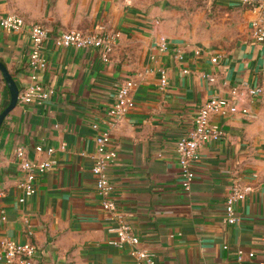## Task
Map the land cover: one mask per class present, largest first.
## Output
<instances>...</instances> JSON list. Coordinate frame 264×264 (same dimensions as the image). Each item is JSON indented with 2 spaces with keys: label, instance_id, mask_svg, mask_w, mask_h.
Here are the masks:
<instances>
[{
  "label": "crops",
  "instance_id": "obj_1",
  "mask_svg": "<svg viewBox=\"0 0 264 264\" xmlns=\"http://www.w3.org/2000/svg\"><path fill=\"white\" fill-rule=\"evenodd\" d=\"M216 4L233 21L231 43L202 42L175 32L159 20L166 16L162 5L0 0V16L16 13L52 35L66 29L93 32L99 26L119 34L108 62L101 61L97 50L56 47L48 41L46 68L33 71L27 32L0 27V62L19 93L33 81L53 90L42 104L17 102L0 126V242L34 244L32 264H136L128 246L110 243L117 237L116 220L95 191L91 166L97 132L91 124L97 123L109 128L116 150L107 170L112 196L157 264H264V100L245 99L240 103L245 113L211 116L222 135L200 145L190 189L180 185L176 141L193 126L201 104L211 96L229 97L230 88L243 82L255 86L264 80V44L251 34L256 12L242 0ZM161 35L168 51L156 47ZM127 78L135 82L134 107L108 126L107 111ZM8 101L0 72V111ZM37 145L52 147V154L37 152ZM18 146L31 162L56 161L37 175L36 192L22 202L23 174L14 160ZM234 179L250 185L252 192L236 205L239 221L228 224L224 203Z\"/></svg>",
  "mask_w": 264,
  "mask_h": 264
},
{
  "label": "built area",
  "instance_id": "obj_2",
  "mask_svg": "<svg viewBox=\"0 0 264 264\" xmlns=\"http://www.w3.org/2000/svg\"><path fill=\"white\" fill-rule=\"evenodd\" d=\"M242 3L250 6L255 12L256 17L251 22L252 37L264 44V1L260 0H242ZM0 27L6 32H27L30 39L29 67L36 71L45 69L47 62L43 56V50L46 42L52 41L54 46L72 49H94L99 53L103 62L110 60V55L114 50L119 34L106 32L103 26H99L93 32H83L75 29H66L57 34H50L46 27L41 24H29L16 13H8L0 16ZM156 47L160 51L170 49L168 40L161 35ZM180 57V55H178ZM216 63L217 56L211 58ZM160 85H165V71L160 69ZM33 80L35 74L31 75ZM209 81L213 77L206 75ZM135 82L131 78L122 80L119 84L115 98L107 111L109 120L108 126L114 125L122 116L134 107V100L131 96ZM229 97L211 96L204 101L196 112L193 119V126L190 130L179 137L176 141L175 150L177 153L178 164L180 168V185L184 191L190 189L194 180L195 172L194 162L198 159V149L201 144L209 139H217L222 135V131L210 123L213 114H231L235 112H246L247 109L240 107V103L247 98L258 97L264 100V80L260 85L250 86L246 82L230 88ZM53 90L47 86L33 81L21 93L18 94V102L23 104H42L50 99ZM91 127L97 132L95 136L96 150L94 163L91 166V172L95 178V191L101 199L102 208L109 212L116 220L114 231L116 239L110 243L118 248L129 247L130 254L136 264H157L154 253L146 246H142L139 237L135 234L132 226L124 218V213L120 210L118 203L113 198V185L107 174V170L115 162L116 150L111 144L109 128H100L97 123H92ZM37 152H46L51 155L52 147L44 148L41 145L35 147ZM14 160L18 169L23 174V179L19 183L23 195L20 201L32 196L36 192V177L56 164L53 158L31 162L27 159L25 150L18 146L14 150ZM252 192V187L248 184H242L234 179L227 191L224 203V221L228 224H235L239 221L236 212V205L243 201L248 194ZM1 193V192H0ZM2 219L4 217L2 216ZM37 248L30 242L19 243L13 240H2L0 242V262L1 264H32L36 255ZM237 259L243 257V250H237ZM249 257L253 252H248ZM263 264V263H261Z\"/></svg>",
  "mask_w": 264,
  "mask_h": 264
},
{
  "label": "rangeland",
  "instance_id": "obj_3",
  "mask_svg": "<svg viewBox=\"0 0 264 264\" xmlns=\"http://www.w3.org/2000/svg\"><path fill=\"white\" fill-rule=\"evenodd\" d=\"M127 5L145 8L162 5L166 16L161 22L175 27V32L198 41L231 43L236 37L233 21L222 12L216 0H122ZM169 29V30H170Z\"/></svg>",
  "mask_w": 264,
  "mask_h": 264
},
{
  "label": "water",
  "instance_id": "obj_4",
  "mask_svg": "<svg viewBox=\"0 0 264 264\" xmlns=\"http://www.w3.org/2000/svg\"><path fill=\"white\" fill-rule=\"evenodd\" d=\"M0 72L2 74V77L6 83L8 91H9L8 104L0 111V126H1L5 117L16 106V104L18 102L19 89H18L16 82L14 81L11 74L9 73L6 65L2 62H0Z\"/></svg>",
  "mask_w": 264,
  "mask_h": 264
}]
</instances>
